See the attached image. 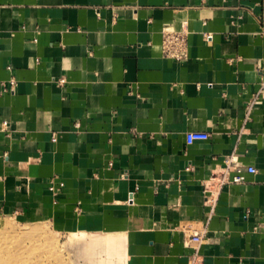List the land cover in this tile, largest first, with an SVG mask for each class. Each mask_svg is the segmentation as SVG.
<instances>
[{
  "label": "crops",
  "instance_id": "crops-1",
  "mask_svg": "<svg viewBox=\"0 0 264 264\" xmlns=\"http://www.w3.org/2000/svg\"><path fill=\"white\" fill-rule=\"evenodd\" d=\"M229 157L257 173L211 210ZM0 215L122 236L124 264H189L194 234L264 264V0H0Z\"/></svg>",
  "mask_w": 264,
  "mask_h": 264
},
{
  "label": "rangeland",
  "instance_id": "rangeland-1",
  "mask_svg": "<svg viewBox=\"0 0 264 264\" xmlns=\"http://www.w3.org/2000/svg\"><path fill=\"white\" fill-rule=\"evenodd\" d=\"M99 238L104 237L0 215V264H124L121 252L107 254L102 247L89 246V239Z\"/></svg>",
  "mask_w": 264,
  "mask_h": 264
},
{
  "label": "built area",
  "instance_id": "built-area-1",
  "mask_svg": "<svg viewBox=\"0 0 264 264\" xmlns=\"http://www.w3.org/2000/svg\"><path fill=\"white\" fill-rule=\"evenodd\" d=\"M188 36L189 29L188 23L183 22L180 29H167L163 30V43L162 49L166 57L174 59L177 62L184 61L188 58ZM65 79H60L58 83L60 85L65 84ZM12 85L15 82L12 80ZM7 126V123H4ZM210 138L208 133L204 132H189L186 134L187 145H192L198 141H207ZM57 138L53 137L52 142H56ZM257 170L254 167H242L235 157H229L225 160L224 167L212 178V185L210 188H205V200L206 206L211 210L216 204L217 197L220 190L227 185H239L246 181V175L256 174ZM64 188V183H56L54 180L50 181L49 190L57 195ZM210 220V218H209ZM194 244V253L190 258L189 264H203V256L200 253V248L203 245V239L201 235L194 234L191 238Z\"/></svg>",
  "mask_w": 264,
  "mask_h": 264
},
{
  "label": "bare ground",
  "instance_id": "bare-ground-1",
  "mask_svg": "<svg viewBox=\"0 0 264 264\" xmlns=\"http://www.w3.org/2000/svg\"><path fill=\"white\" fill-rule=\"evenodd\" d=\"M90 236H100L104 238L89 239V246L91 248L102 247L107 254L118 252L125 258V239L118 235H103V234H87ZM117 253V254H118Z\"/></svg>",
  "mask_w": 264,
  "mask_h": 264
}]
</instances>
